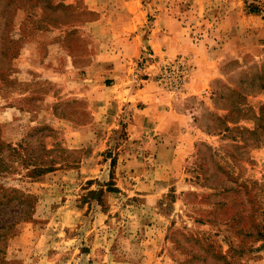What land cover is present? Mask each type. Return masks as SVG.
I'll use <instances>...</instances> for the list:
<instances>
[{
  "label": "rangeland",
  "instance_id": "1",
  "mask_svg": "<svg viewBox=\"0 0 264 264\" xmlns=\"http://www.w3.org/2000/svg\"><path fill=\"white\" fill-rule=\"evenodd\" d=\"M128 11L173 36L180 52L160 56L185 64L179 91L164 62L151 67L201 131L183 158L157 154L159 135L132 137L126 116L107 119V26ZM211 63L217 74L203 79ZM262 85L264 0H0V264H183L190 249L208 264L200 236L228 264H264V237L245 234L252 205L230 227L195 221L244 198L237 184L264 221Z\"/></svg>",
  "mask_w": 264,
  "mask_h": 264
},
{
  "label": "crops",
  "instance_id": "2",
  "mask_svg": "<svg viewBox=\"0 0 264 264\" xmlns=\"http://www.w3.org/2000/svg\"><path fill=\"white\" fill-rule=\"evenodd\" d=\"M109 15L107 13V23L111 22ZM121 15L122 25L117 27L113 22L107 26V119L112 121L117 117L126 116L132 137L145 132L150 139L147 144H150L152 138L159 135L157 140H162L164 144L156 140L153 142L158 143L155 145L157 154L162 145L163 148H168L170 158H183L192 150L198 138L197 131H201L186 121L184 113L179 112L175 97L167 98L161 95L157 81L151 78L157 71V68L151 67L165 61V55L161 57V53L165 54L171 49L172 53L166 54L171 59L173 53L178 54L180 51L175 50L171 44L173 36H167L165 40V36H160L157 28L148 31L140 29L141 17L138 13L128 11ZM162 46L168 47L166 52L161 50ZM146 51H152L153 55L147 54ZM148 56H153L154 60H144L145 65L147 64L144 70L148 77L141 79L142 85L137 87L135 93V60H143ZM199 67L197 64L196 70ZM209 67L204 66L203 79L209 80L217 74L214 64L211 63ZM130 99H134L136 103L140 102L139 108H132ZM124 103L125 109L121 110Z\"/></svg>",
  "mask_w": 264,
  "mask_h": 264
},
{
  "label": "trees",
  "instance_id": "3",
  "mask_svg": "<svg viewBox=\"0 0 264 264\" xmlns=\"http://www.w3.org/2000/svg\"><path fill=\"white\" fill-rule=\"evenodd\" d=\"M251 12L254 11L251 10ZM259 88L264 89V85L260 86ZM241 185L237 184L235 190L244 194V198L242 196H238L237 199L234 198V201H232V204L230 206L226 201L218 200L216 203L213 204L211 209H207V210L204 209L203 211H201V215L207 217L200 218L199 216L195 218V221H197L199 224L208 223L211 225L214 224L217 225L218 223H221L226 227H230L235 222L243 218L244 211H246L245 205L250 204L252 206L249 212L247 213H250L249 215L252 217L251 219L252 221L251 224L249 225V230L245 232V234H249L253 236L254 240H258L264 237V221H262L258 217V208L253 204L255 200L250 197V190L248 189L247 185L246 184H241ZM259 210L261 211V214H264V208H260ZM217 214H219V216H221L223 219L217 220ZM191 238L194 239L195 243L204 244L207 249L212 250V257L214 261L208 264H228L227 256L221 252L219 247L217 248L213 245L212 241L209 239L208 236L191 237ZM188 254L190 256V259L192 260H194L195 258L196 259L199 258V255H197L196 252L192 249L188 251ZM190 259L184 261L183 264H194L191 262Z\"/></svg>",
  "mask_w": 264,
  "mask_h": 264
},
{
  "label": "built area",
  "instance_id": "4",
  "mask_svg": "<svg viewBox=\"0 0 264 264\" xmlns=\"http://www.w3.org/2000/svg\"><path fill=\"white\" fill-rule=\"evenodd\" d=\"M164 75L169 77L168 85L172 90L179 91L185 81L186 67L181 60H165L161 66Z\"/></svg>",
  "mask_w": 264,
  "mask_h": 264
}]
</instances>
